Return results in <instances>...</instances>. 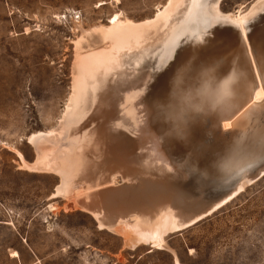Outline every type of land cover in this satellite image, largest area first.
I'll list each match as a JSON object with an SVG mask.
<instances>
[{
	"label": "bare ground",
	"instance_id": "obj_1",
	"mask_svg": "<svg viewBox=\"0 0 264 264\" xmlns=\"http://www.w3.org/2000/svg\"><path fill=\"white\" fill-rule=\"evenodd\" d=\"M220 2L169 0L143 23L119 13L109 26L78 25L66 114L59 127L30 138L37 158L25 168L55 172L66 209L87 213L100 230L132 233L133 247H161L220 188L257 167L254 178L264 173V0L231 15ZM196 121L205 136H218L219 126H260L263 137L240 162L210 167L185 138L203 136ZM117 175L123 181L115 186ZM252 182L241 180L223 200Z\"/></svg>",
	"mask_w": 264,
	"mask_h": 264
},
{
	"label": "rangeland",
	"instance_id": "obj_2",
	"mask_svg": "<svg viewBox=\"0 0 264 264\" xmlns=\"http://www.w3.org/2000/svg\"><path fill=\"white\" fill-rule=\"evenodd\" d=\"M258 0H221L225 15ZM169 0H0V264H264V173L214 214L164 237L161 247L98 229L36 173L30 138L59 127L73 95L78 25L153 19ZM122 177L113 178L115 186ZM127 240V241H126Z\"/></svg>",
	"mask_w": 264,
	"mask_h": 264
},
{
	"label": "water",
	"instance_id": "obj_3",
	"mask_svg": "<svg viewBox=\"0 0 264 264\" xmlns=\"http://www.w3.org/2000/svg\"><path fill=\"white\" fill-rule=\"evenodd\" d=\"M261 48L259 47V45L257 46V48H256L257 53L260 52ZM223 66L224 67H222L223 69L221 70L222 73H224V74L230 73L229 63H227V65H223ZM258 117H260L262 119L264 117V114H261ZM242 119H243V121H242V123H243V122H246L248 118H246V116H244L242 118H238V121H240ZM193 126H195L196 130H198L196 132L201 133L203 136H192L193 138L192 137L190 138V136H187V137L185 136V138H187V140H190V139L192 140L191 141L192 143H190V144H191V146H194V147H191L189 145L191 147V149L189 147L188 148L190 150H195L194 148H197V150L199 152H202L200 154H202V156L205 159L203 161H205V164L207 163L208 165H210V167H215V166L217 167L219 165V163L221 165H224L225 164L224 161L225 162H230V161L240 162V161H237V160H241L238 157V155L253 153L255 147L257 145L258 146L260 145L259 144V138L263 137L260 133L261 129H262V128H260V126H258L259 128L255 127L254 129H252L250 131H244V132L241 131L242 128L239 126H235L233 129L228 130V131H224L223 129H221V126H219L220 133L217 134L218 136H205V134L203 133V129L198 127L197 121L194 123ZM244 133H245V136H243ZM254 145H255V147H254ZM197 150L194 151V153L196 155L199 154ZM170 165L172 167L176 166V167H174L175 170H180L179 169L180 165H178L177 163L171 164V162H170ZM259 169L260 168L257 167L253 171L249 172V174H247L245 177L241 176L243 178L237 180L235 183L238 184V182H240L241 180L248 179L249 177H251L252 181L255 182L261 176H263V175H261L259 177L254 178ZM212 170H214V168ZM40 172L56 174L52 170H47V169L41 170ZM237 184H235V185L232 184V186H224V187L220 188V190L215 194L217 197L213 196L214 198L211 197L212 199H210L209 201H207L206 203L201 205V209H199L196 213H194L192 215V217L185 220L182 223L183 224L182 228L179 229L175 233L184 231L188 228L195 226L196 224L202 222L203 220H205L206 218H208L209 216L214 214L216 211H218L220 208L225 206L229 201L233 200L240 192L238 194H236L235 196H233L231 200H226V202H225L223 199L226 198L227 196H229L232 193V191H234ZM183 185H185V184H183Z\"/></svg>",
	"mask_w": 264,
	"mask_h": 264
}]
</instances>
